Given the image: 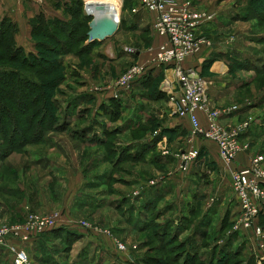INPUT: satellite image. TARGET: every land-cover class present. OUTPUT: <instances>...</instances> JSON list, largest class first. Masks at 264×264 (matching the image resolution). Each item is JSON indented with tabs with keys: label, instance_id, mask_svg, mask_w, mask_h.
<instances>
[{
	"label": "rangeland",
	"instance_id": "1",
	"mask_svg": "<svg viewBox=\"0 0 264 264\" xmlns=\"http://www.w3.org/2000/svg\"><path fill=\"white\" fill-rule=\"evenodd\" d=\"M45 1L47 3H53V0ZM90 1L93 2V0ZM90 1L83 0L82 10L86 14H89L87 9L90 10V3H92ZM249 1L201 0L197 1L196 5L200 11L214 13L213 22H209L214 24L217 22L216 19L219 18L220 14H218V10H220L219 8L223 2H229L228 4L233 5L236 4L245 13V7ZM32 2L34 1L32 0ZM134 6L135 3L133 1L127 3L126 0H122L120 10L122 19L132 13ZM31 11L34 12V10ZM95 11L98 13V10ZM96 12L93 14H97ZM56 14L61 13L58 12ZM56 14L53 15L56 16ZM90 16L93 19V15ZM251 17L250 19L240 20V24L233 22L232 27L222 29V31L214 29V27H211V30H208V28L204 30L205 35L211 36L215 40L218 37H222L228 44V48L220 49L214 53V57L217 58L216 61L218 59H225V64L228 65V71L232 73L231 76L228 75L226 77L228 80L233 81L235 74H244L243 76H247L248 78V72H250L248 67H243L244 70H242V73L236 70L240 69V56L242 54H248L245 56L248 57L252 53L251 58L254 60L257 56L264 58V42L251 39V36L264 34V19L259 20L255 16L251 19ZM75 21L78 22L77 19ZM91 21L82 24L78 31L79 35L86 34L90 28ZM119 24V28L114 35L104 40L96 41V44L89 47L85 53L78 56L74 52H71L60 56L64 66L59 71H56L55 74L64 75V79L59 85L60 88L55 94L54 100L55 105L58 107L56 113L59 116V122L63 120H67L68 122L69 127L67 131H48L44 135L46 138L43 140L33 142L27 140L28 142H24L20 148H12L11 153L7 156L2 155V148L5 145L4 141L6 142V136H4L3 141L0 139V151L2 155L0 160V227H7L10 230L16 227L19 228V232H15L18 234L13 236L7 234L5 236L4 242L6 245L0 246L2 249L0 264H19L18 256L21 252L26 254V261L23 264H66V261L72 262L76 259L80 260L81 257L83 260L86 258L83 261L84 264H152L150 262L157 261L153 259L157 255L154 247L156 248L158 246L153 232L156 226L160 225V222L172 215L173 211L171 208L173 209V207L169 205L174 201L176 202L175 195L173 194L171 197L168 195L159 207L153 208L151 212L147 211V213L152 215L157 209H165L162 215L157 218L158 220L156 219L157 223L150 224L141 231L134 230L128 218L131 215H133L134 220L135 218H139L140 211L137 208L139 205L138 199L144 191L145 186H149L151 181H158L161 176L171 172L173 168V166H167L161 163L150 164L149 161H146L147 158L155 153L161 152L163 154L164 147L169 150L168 155H174L176 157V154L182 148L187 149L190 147L188 139L191 137V129L189 128L187 132H183L187 135L185 137L182 135L177 137V139L175 136H172L169 139L170 134L165 132L163 127L160 128L161 125L159 127L157 126V123L159 124V121L162 120L158 114L159 109L167 107V102H170L169 95L158 102H153L154 100H150L149 98L150 93L148 91V88H152L151 86L147 87L143 92L138 93L140 95L136 94L133 96L136 100H138V97L145 98L142 101L140 100L145 112L142 113V117L139 120L140 123L134 130L123 132L122 128L119 127L122 119L125 120V118L133 114L127 115L124 118L126 106L121 118L114 121L108 120L103 115L95 116L97 114L95 109L101 106L100 102L102 101V99H96V95L101 96L107 89H116L118 81L130 68L138 64L152 63L157 53V47H155L156 44L153 42L152 34H142L138 30H128L125 28V21ZM28 28L30 27L28 26ZM234 28L236 30L242 28L243 31H239L240 33L236 34ZM227 32L230 33L224 34ZM17 35V44H22L25 50L32 48V42L35 43L32 34L21 32L19 34L17 33ZM85 41L84 39L75 47L79 48L81 45L84 46ZM125 47H133L135 49L139 47L147 51L148 55L144 58L145 60H138L139 58L136 57V54H129ZM241 50L243 52L239 53ZM36 51L35 47L34 52ZM0 52H3L2 47ZM244 58H242L243 61ZM191 60L194 59L192 58ZM212 64L213 62L206 67V75L213 76V74L208 73ZM172 69L170 68V71ZM28 71L36 74L34 70L28 69ZM171 73L173 74V70L170 73L165 72L159 81L161 83L166 79L173 81L175 79L174 75H168ZM208 79L211 80L209 77ZM212 84L213 81L211 80L210 86ZM252 84L256 89H263L264 91V75L255 77V79L252 78L250 84L240 91L231 88L232 86L222 87V90H229V97L215 107L225 112L231 106L239 105V101L242 98L245 101L250 100L253 97L251 90ZM214 86L221 88V84L219 83H215ZM87 91H89L88 93H92L88 97L92 98L94 95V99L88 102H78L85 100L86 97H80L79 94ZM122 91L125 90L120 89V93ZM11 97L12 94L9 95V102H11ZM72 99L79 104L71 108L74 111L65 112V104ZM105 99L103 100L107 101V98ZM3 100L6 101L4 98ZM7 104L10 106L11 103ZM79 110H84L82 116H78V119L73 118V114L79 112ZM169 110L172 112L173 108ZM10 116V118L4 120L3 127L6 129L7 127L18 124L13 119L14 114ZM249 116H253L257 124L261 122L257 117L259 116L258 114L248 115L247 117ZM97 120L105 122L108 128L118 129L116 131L117 133L112 134L109 141L104 145L97 144V147L82 145L69 136L74 130L85 127L90 131V128L97 125L98 127H94V130H98L100 133L99 136L104 137L105 135L100 128L101 125ZM236 123L238 122H234V124ZM156 132L161 134V140L160 142L156 141V148L146 155L148 156L146 159L138 161L122 160L115 167L110 163L112 158L111 151L124 147L136 139L151 138ZM14 133H16L14 144L16 141L22 138L24 139L27 134L25 130L19 132L16 130ZM7 135H10V131L7 132ZM174 138H176V143L173 141ZM195 139L192 138V143L194 147L198 148L194 143ZM256 141L257 145L252 148L253 152L263 154L264 135H258ZM250 147H252V143ZM48 158L57 160V164H60L59 169L57 168V171L52 174H46L42 168L43 164L40 162V160L43 161ZM180 173L183 176L185 172L180 171ZM82 181V187H80L79 191L73 190L78 185V182L81 183ZM212 188L210 186L206 191H213L214 193V189ZM84 200L90 204L85 205L82 203ZM118 202H121V204L116 206ZM205 202V199L202 198L201 201L194 204L196 210L194 214L186 213L190 216V220L187 223L189 228L182 231L177 242H183L187 237L191 236L192 230L195 227L194 224L201 215ZM228 204L221 205V211L224 212L228 206L233 207L231 209L228 207L230 216H234L233 224L231 226L228 225L226 228L224 227L221 236L217 237L223 214L219 213L214 217L213 213L215 222L209 230V236H199L196 239L199 245L207 246V248H202V250H205V256L201 258L202 260L208 258L209 253L207 251L211 250L215 243L225 242L228 235H231L233 233L232 231H234V220L238 214L237 203L234 197H231ZM132 206L134 207L132 208ZM30 215L49 221L53 219L60 225H69L80 231L83 236L71 244L63 242L58 237L47 236L45 234L47 228L37 232V229H32L28 226ZM85 222L88 223L87 226L84 225ZM258 227L264 237V223L262 226L258 225ZM243 228L242 230L235 231H239L246 241L244 239H238L239 237L233 239V242L235 241L233 250L238 248V246H241V249L235 254L234 251L230 253L227 264H249V260L254 261L252 264H257V255L260 253L264 254V238L257 235L252 226ZM36 237H39L41 243L34 249L36 254L33 259L30 256L28 244ZM261 243H263L262 246ZM121 244L125 246L124 249H121ZM108 247L110 248L109 250ZM165 258L167 259L165 264H177L176 261L172 260L171 255L165 256ZM155 263L158 264V262Z\"/></svg>",
	"mask_w": 264,
	"mask_h": 264
},
{
	"label": "trees",
	"instance_id": "2",
	"mask_svg": "<svg viewBox=\"0 0 264 264\" xmlns=\"http://www.w3.org/2000/svg\"><path fill=\"white\" fill-rule=\"evenodd\" d=\"M197 1H195V3ZM126 2L129 3L132 2V0H126ZM54 7L56 10L61 11L62 15L60 17L55 16L48 18L43 11H40L30 20L32 27L31 34L35 41L36 52H27L22 45L16 43V35L19 31V26L11 17L4 16L0 18V46L3 49V52H0V139L3 141L4 136H6V142L4 141L5 145L2 148V155L4 156L9 155L12 148H20L24 142L43 140L46 138L44 135L48 131H67L69 127L68 122L67 120L59 122V116L56 113L58 107L55 105L54 100L55 94L60 88L59 85L64 79V75L55 74L56 71H59V69L64 66L60 56L71 52H74L79 56L82 53H85L89 47L96 44L95 42L98 41L87 42V40H89L88 32L90 28L85 35H79L78 31L82 24L86 22L88 23L92 20V16L86 14V12H83L82 10L83 0H55ZM89 11L92 13L96 12L95 10ZM67 16L69 17L67 18ZM250 16H252L251 19L254 16L259 20L264 19V0H250L245 7V13L240 10L238 15L234 16V20H246L248 18L250 19ZM76 19L78 22L75 21ZM84 39L86 40L84 46L81 45L79 48H76L75 46L78 43H81ZM251 39L264 42V34H261L260 36H251ZM137 52L138 51L133 54H136ZM216 59L217 58L213 55L201 62L202 64H199L197 60L187 64L190 66H201V72L205 75L206 67L209 66L208 64L211 62L214 63ZM243 62L246 63V68L248 67L255 71L254 79L255 77L264 75V58L262 56H258L256 60L252 59L251 56H248ZM239 66L241 67V64ZM153 68H155V66H152L149 69V72L141 79H152L154 77ZM28 69L34 70L36 74H32ZM160 73L152 79L153 83L149 85H152V88L154 89L148 88L150 93L149 98L153 100H159L166 96L163 91L159 90L161 84L159 80L162 78ZM10 94H12L11 102L8 101ZM89 95L92 94H79L80 97H86L85 100L78 102H88L91 101V99H94V95L92 98H89ZM3 98L6 101H4ZM7 103H11L10 106ZM66 104L65 110L68 108H74L79 103L72 99ZM100 108L102 115L108 117L109 120L114 121L121 118L125 104L122 97L115 98L112 96L107 98V101H103ZM12 114H14L13 119L18 122V124H16V126L7 127L6 129L3 127L4 120L10 118V115ZM99 124L101 125V130L106 138H100L95 135L93 139L99 143L98 145H104L109 141L112 134L117 133L116 131H118V129H110L102 122H99ZM159 125L160 124L157 123L158 127ZM16 130L18 132L25 130L27 134L24 139L22 138L14 144L16 139V133L14 132ZM6 131H10L9 136ZM72 133L78 139H85L87 136V128L74 130ZM160 135L161 134L151 138L136 139L124 147L111 151L112 158L111 161L109 160L110 163L115 167L120 164L122 160L138 161L146 159L148 157L146 155L156 148V141L160 139ZM171 137L172 136H169V139ZM198 149L200 150L201 158L202 150L200 148ZM168 157L172 156L159 152L150 155L146 161L153 164H160L161 162L162 164H165V162L167 163L168 161ZM199 160L197 162H199ZM197 162L191 167V169L196 166ZM191 169L188 172L183 173V177H190ZM171 179L173 178L170 176L154 186H148L141 193L138 199L139 205L137 206L140 211L139 218H135L134 220L133 215L128 218V221H130L134 230L141 231L148 225L157 223L156 219L162 215V212L165 209H157L152 215L147 213V211L151 212L153 208L155 209L156 207H159L162 201L167 197L170 188L168 183ZM82 203L85 205L90 204L85 200L82 201ZM120 204L121 202H118L116 206ZM213 204L208 208V211L205 214H203V210L201 211V215L194 224L195 227L192 230L191 236L187 237L183 242H177L182 231L189 228L187 223L190 220V216L186 213L189 212L194 214L196 210L195 206H192L188 211L185 209L183 210V207L181 208L182 210H180L177 203L175 201L172 202V204L169 205L173 207V209L171 208L173 211L172 215L168 216L166 220L160 222V225L156 226L153 232L154 239L158 243V246L156 248L154 247V249H156L154 251H156L157 255H155L153 259L157 261L150 263L156 264L155 262H158V264H165L167 260L165 256L171 255L172 260L176 261L177 264H227L230 253L234 251L235 254L241 249V246H238V248L233 250L235 243V241L233 242V239L239 237L238 239H244L246 241L239 231H232L233 233L228 235L225 242L215 243L211 250L207 251L209 256L204 260L201 259L205 256V250H202V248H207V246L202 244L199 245L196 240L199 236H209V230L213 225V213L215 214L216 209V206H213ZM133 207L134 206H132V208ZM233 217V215L230 216L229 210L225 212L219 224V234L217 237L221 236L224 227L226 228L228 225L231 226L233 224ZM263 223L264 211L259 215L258 225L262 226ZM45 231L44 232L47 236L58 237L60 240L68 244H71L83 236V234L76 230V228L65 224H57ZM37 238L39 237L33 238L31 242L37 240ZM109 249L110 248L108 247V250ZM84 260H86V258ZM84 260L81 257L80 260L76 259L72 262L66 261V264H84ZM248 262L249 264H252L254 261L252 262V260H249Z\"/></svg>",
	"mask_w": 264,
	"mask_h": 264
},
{
	"label": "crops",
	"instance_id": "3",
	"mask_svg": "<svg viewBox=\"0 0 264 264\" xmlns=\"http://www.w3.org/2000/svg\"><path fill=\"white\" fill-rule=\"evenodd\" d=\"M33 1L34 2H32V0H0V18L4 16L11 17L19 26L18 34L21 32L31 34L32 27H31L30 20L34 16H36V14H38L40 11H43L48 18L55 17L53 14H56L58 12L61 13L60 10H56L54 7L55 0H53V3L51 2L47 3L45 0H33ZM132 1L135 3V6H136L137 4H139L141 0H132ZM121 2L122 0H120L119 4H121ZM228 3L227 2L222 3L221 7L219 8L220 10H218V14L220 15H219V18L216 19L217 21L216 23L214 24L207 23L200 28V32L202 34H204L205 32L204 30L207 28L208 30H211V27H214V29H218L219 31H222V29L232 27L233 22H235V24L241 23L240 20L234 21V16L235 14H238L240 12V8L236 4L233 5V4H228ZM30 7H31V10H34V12L30 10ZM61 15L62 14H56V16L58 17H60ZM153 20H154L153 13H149V14L148 13H141V14L131 13V14L126 15L121 21L119 20V23L122 21H125V28L128 30H138L142 34H146V33L152 34L153 42H155L156 44L155 47H157V45H159V43L163 39L159 35H157V33L154 31ZM28 26L30 28H28ZM234 31H236V34H237L243 31V29L242 28H240L239 30L235 29ZM229 33L230 32H227L224 34H229ZM209 37L213 41L212 46L203 48L202 52L198 54L199 56L197 59L196 57H194V60L195 61L197 60L199 64H202L201 62H203L207 58L214 55V53H216L218 50L226 49V47L228 48L227 46L228 44L226 43V40L224 38L218 37V39L215 40V38L211 36ZM16 38H18V35L16 36ZM19 45H22V44H19ZM31 45H32V48L27 51H35V43L32 42ZM137 51L138 52L136 53L137 54L136 57L139 58L138 60H145L144 58L147 57L148 55L147 51L139 47L137 48ZM242 52L243 50L239 51V53H242ZM247 55L248 54H242L241 56L238 55L240 56V61H241L240 69H236L238 72L241 71L242 73V70H244L243 67H246V63L242 61V58H244ZM251 55L252 53H250L249 56ZM245 59L246 57L244 58V60ZM190 60L191 59L188 60V64L194 61V60H191V61ZM225 62H226L225 59L223 60L218 59L211 65L208 73L213 74V76L206 75L205 73V76L206 77L208 76L213 81V84L210 86V89H209L210 104L213 107H215L216 105H220V103H223L229 97V90L228 89L222 90V87L232 86L231 88H235L237 91H240L241 89H244L245 87H247L248 84H250L251 79L255 76L254 75L255 71L250 69V72H248V78L247 76H243L244 74H238V75L235 74L233 81L228 80V78L226 77H228V75L231 76L232 73L228 71L229 70L228 65H226ZM165 72L170 73L172 72V70L170 71L169 68L166 69V66H155V68H153V76H154L153 78H155V76H157L159 73L163 77ZM168 75L173 76L172 73ZM152 79H140L133 84L131 89H126L125 91H122V93L119 92V96L122 97L124 104L126 106L124 118L127 115H130L133 113L132 116L125 118V120L124 119L121 120L122 122L119 125V127L122 128L123 132L124 131L128 132L129 130H133L139 125L140 123L139 120L142 117V113L145 112V110H143L142 108L143 104L141 101L144 100L145 98L138 97V100H136V98H133V96L136 94L140 95L138 93H141L145 89H147V87H149V85L153 83ZM173 81H174V87H177L178 82L175 79ZM215 83L221 84V88L214 86ZM161 84L159 86V90L163 91L161 88L162 87ZM251 87H252L251 90H252L253 97L247 101H245L242 98L239 101L240 104L237 105L238 107H240V109L230 114L222 116L220 120L223 124L232 125L234 124V122H240L244 120L245 117H247L248 115H253V114L259 115L257 117L258 119H260L261 122H259L258 124L254 122V124H252V126L247 130V132H245L241 137L244 143L249 144V148L245 150V152H241L232 163L226 164V162L221 158L219 154L218 146L215 142L205 139L203 137L197 136L195 137L196 139L194 140V143L196 144L198 148L202 150V155H201L199 162H197L196 166H194L191 169L190 177L186 178L180 175L181 173L179 171L178 158L174 157L173 155L172 157H168L167 163L165 162L167 166H173V168L171 169V172L161 176L158 181L152 184L150 183L149 187L154 186L158 184L159 182L164 181L165 179L171 176L173 179L169 180V183H168V186H170L168 190V195H170V197L173 194L175 195L176 203L180 210H182L181 208L183 207V210L185 209L188 211L192 206H195L194 204L196 202L201 201L202 198L205 199L206 201L204 203L205 206H203V209H202L203 214H205L208 211V208L215 202V200L216 202L213 204V206L214 205L216 206V209H215L216 213L214 214V217L218 215L219 213H222L224 215L225 212L228 211V207L229 209L233 208L231 206H228L226 207L224 212L221 211V208H222L221 205H226V204L229 205L228 203L231 197H234V200H235V196H234L235 194L232 189V180H231L232 171L235 168L248 165L251 162V159L254 156H256V154L259 153V152H253L252 150V148L255 145H257L256 143L257 136L264 135V91L263 89H260V90L256 89L255 86H253V84L251 85ZM115 90H116L115 88L107 89L106 92L102 93L101 96H97L95 94L96 99H99V100L102 99V101L100 102L102 104V102L106 100L105 98H109L114 95ZM88 92L89 91L84 92V93H88ZM164 93L168 97V94L166 92ZM147 99L149 100V98ZM150 100H153V99H150ZM159 100H162V98ZM159 100L155 101L154 99L153 102H158ZM170 108H172V105L170 104V102H167L166 108L163 107L159 109V112L157 111L159 116L162 118V120L159 121V124L161 125L160 128L163 127L165 131L170 134L169 136H175L176 138L182 135H184V137L187 136L183 132H187L189 128L191 129L189 120L187 118H180L179 116L173 114V111L170 112L169 110ZM67 111L70 112L74 110H71L70 108H68L66 109L65 112ZM95 111H97L96 112L97 114L95 116L102 115L100 107L95 109ZM255 111L257 112L255 113ZM83 113H84V110H79V112L75 113L76 115L73 114L74 116L73 118L78 119L79 118L78 116H82ZM199 117H200L202 125L206 126L207 120H206L205 113L199 112ZM102 123H105V122H102ZM105 125L106 127H108L107 124ZM94 127L90 128L89 129L90 131L87 130L88 132H87V136L85 139H78L73 133H70L69 136L73 138L74 140L80 142L82 145H86L90 147H97V144L99 143H97V141L93 139V137L97 135L100 138H105V136L104 137L99 136L100 135L99 131L98 130L95 131ZM110 129H113V128L110 127ZM176 138L173 139L175 143L177 142ZM191 143H192V140H191ZM251 143H252V147H250ZM1 157L2 155L0 151V160H1ZM40 162H42L41 163L43 164L42 168L45 170L44 172L46 174H52L57 171L56 170L57 168L59 169L60 167V164H57V160H54V159L48 158V159H44L43 161L40 160ZM150 164H153V163H150ZM82 183L83 181L81 183L78 182V185L75 188H73V190L79 191L80 187H82ZM210 186L213 187L212 189H214V193L213 191H206V189ZM146 187L148 186H145V188ZM235 202L237 203L236 200ZM238 209L239 208L237 204V211ZM214 217H213V223L215 222ZM40 243H41L40 239L37 238V240L30 242L28 244V248H29L28 250L30 252L31 258L33 259L35 258L34 255L36 253L34 249L38 245H40ZM1 250L2 249L0 248V257H1Z\"/></svg>",
	"mask_w": 264,
	"mask_h": 264
},
{
	"label": "built area",
	"instance_id": "4",
	"mask_svg": "<svg viewBox=\"0 0 264 264\" xmlns=\"http://www.w3.org/2000/svg\"><path fill=\"white\" fill-rule=\"evenodd\" d=\"M195 1L197 0H141L132 8L134 14H154V31L163 40L157 46V53L152 63L138 64L130 68L118 81L113 95L119 98L120 89H130L136 81L149 72L152 66L173 68L178 86L174 87V81L166 79L162 82L161 88L169 95L173 114L187 118L191 125V137L188 139L190 147L183 148L176 154L179 170L182 172H188L200 158V150L191 143L192 138L199 136L215 142L221 158L226 164H230L241 152L249 148V144L244 143L241 136L255 122L253 116H249L233 125L222 124L220 121L222 116L237 111L240 107L234 105L225 112L213 107L209 100L211 80L202 74L201 66L187 64L189 59L198 58L203 48L211 47L213 42L209 36L200 32V28L214 20V13L200 11ZM121 17L122 13L119 14L120 21ZM125 49L129 54L137 51L133 47H125ZM199 112L205 113L206 126L202 125ZM156 135H159L158 132L153 136ZM168 152L169 150L164 147L163 154L166 155ZM231 180L239 208L234 220V230L252 226L256 234L264 238L258 227L259 215L264 211V155L258 154L248 165L235 168ZM28 222V226L37 229V232L58 224L53 219L49 221L34 215H30ZM84 225L87 226L88 223L85 222ZM18 229V227L11 230L0 227V246L6 245L4 241L7 234L11 236L18 234L15 233L19 232ZM120 247L125 248L123 244ZM257 257V264H263L264 254L260 253ZM18 258L19 264H23L26 261V254L21 252Z\"/></svg>",
	"mask_w": 264,
	"mask_h": 264
},
{
	"label": "water",
	"instance_id": "5",
	"mask_svg": "<svg viewBox=\"0 0 264 264\" xmlns=\"http://www.w3.org/2000/svg\"><path fill=\"white\" fill-rule=\"evenodd\" d=\"M93 19L88 32L89 41L104 40L112 36L119 28V18L114 14H93L87 9ZM118 20V21H117Z\"/></svg>",
	"mask_w": 264,
	"mask_h": 264
},
{
	"label": "bare ground",
	"instance_id": "6",
	"mask_svg": "<svg viewBox=\"0 0 264 264\" xmlns=\"http://www.w3.org/2000/svg\"><path fill=\"white\" fill-rule=\"evenodd\" d=\"M119 3L120 0H93V3H90V10H98L97 14H114V16H118V19L122 2Z\"/></svg>",
	"mask_w": 264,
	"mask_h": 264
}]
</instances>
